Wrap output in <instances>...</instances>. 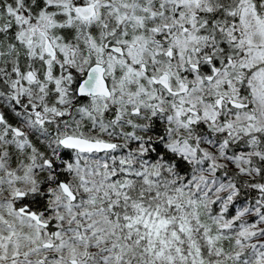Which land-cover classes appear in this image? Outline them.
Here are the masks:
<instances>
[{
	"label": "snow or ice",
	"instance_id": "1",
	"mask_svg": "<svg viewBox=\"0 0 264 264\" xmlns=\"http://www.w3.org/2000/svg\"><path fill=\"white\" fill-rule=\"evenodd\" d=\"M0 264H264V0H0Z\"/></svg>",
	"mask_w": 264,
	"mask_h": 264
}]
</instances>
